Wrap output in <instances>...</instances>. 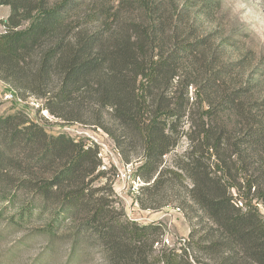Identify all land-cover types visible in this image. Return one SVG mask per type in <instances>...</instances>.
Returning <instances> with one entry per match:
<instances>
[{
	"label": "trees",
	"instance_id": "16d2710c",
	"mask_svg": "<svg viewBox=\"0 0 264 264\" xmlns=\"http://www.w3.org/2000/svg\"><path fill=\"white\" fill-rule=\"evenodd\" d=\"M215 1L0 0L10 8L0 34V79L44 98L46 108L68 123L104 129L127 161L128 139H139L143 162L137 174L149 183L138 192L139 204L168 205L160 201L163 193L188 180L185 202L217 226L204 227L202 237L193 227L180 247L162 244L159 224L128 220L99 193L108 187L115 194L116 171L102 169L98 145L48 134L17 114L0 117V152L4 144L23 145L31 154L39 148L34 162L51 169L43 181L22 183L38 191L43 209L49 202L58 206L50 234L57 222L81 220L78 234L95 236L108 264H264V99L252 96L256 81L215 99L230 64L217 62L220 46L197 38L185 22L196 2H202L200 16H208ZM126 10L137 15L123 18ZM202 54L210 57L201 65ZM203 65L211 66V75L199 80ZM184 137L188 149L165 164ZM190 249L203 251L204 259Z\"/></svg>",
	"mask_w": 264,
	"mask_h": 264
},
{
	"label": "rangeland",
	"instance_id": "374dc122",
	"mask_svg": "<svg viewBox=\"0 0 264 264\" xmlns=\"http://www.w3.org/2000/svg\"><path fill=\"white\" fill-rule=\"evenodd\" d=\"M180 2L183 4L184 0ZM201 6L202 2H196L193 8L187 11L185 22L190 29H193L197 38H206L213 48L220 46L217 49L220 51L217 53V62L223 61L230 64V74L224 79L219 78L218 81L224 90L219 89L221 91L215 93L214 98L233 93L235 88L241 85L247 86L256 81V86L250 85L254 88L252 96L263 100L264 72L261 71L264 69V0H216L210 7L213 13L208 16H200ZM9 13L8 6L0 5V34L5 31L3 23ZM134 15L137 14L126 10L123 18ZM209 57L208 54H202L199 64L209 61ZM206 65H203V70L198 73L199 80H204L211 75V66ZM12 89L24 100L23 102L5 97V94ZM190 90V95L195 96L194 89ZM191 109L195 113L194 116L198 117L201 112L199 105H194ZM14 114H17L20 119H28L31 123L39 125L48 134H67L76 140L84 139L88 144H107L109 148L102 151L100 147L103 146L99 147L102 153L99 156L107 165V169L115 168L111 172L117 171L115 161L119 157L115 148H118L123 156L122 148L104 129L76 121L68 123L46 108L44 98L32 93L29 89L17 87L12 82L0 79V117ZM233 123H236L235 120ZM0 139L4 141L5 138L1 136ZM127 143L129 144L126 150L130 152V160L127 161L124 156L122 160L133 164L137 171L143 162V145L139 139H136L133 144L128 139ZM189 144L187 137L182 138L177 148L164 157V163L173 165L176 158L188 149ZM2 149L4 152H0L2 159L0 164L2 169L0 170V264H108L100 241L85 231L81 235L78 234L81 220L57 222L54 235L49 233L48 227L57 215L58 206H55L56 203L49 202V205L43 209L44 203L38 191L22 185L25 180L41 181L51 174V169L35 163L32 158L39 154L37 153L39 148L32 154L31 150L25 149L23 145L4 144ZM227 152L229 155L227 150L223 153ZM30 164H33V168ZM238 170L239 168H234L233 174L240 175L241 172ZM255 171L256 169L252 168L250 173ZM106 179L95 182L94 187L103 186ZM142 180L140 190L149 184L145 179L142 178ZM259 181H261L260 178ZM17 185L20 186L17 187ZM187 185H190L188 180L184 184L180 182L173 184L170 190L163 193L160 200L169 204L157 209L142 207L137 201L140 190L136 194L125 190L123 183L117 182L115 178L113 182L115 194H111L108 187L99 193L105 194L119 210L122 209L128 220L136 221L139 225L159 224L163 233L160 235L162 244L180 247L189 238L193 227H199L202 230L201 233H197V237H202L210 227H217L198 206L189 201L185 202ZM14 191L15 199L13 195L12 200H4L3 196L10 192L14 194ZM55 200L57 198L53 201ZM259 207L264 214V205L260 204ZM204 227L207 230H204ZM162 244L156 243L155 247L159 248ZM74 245L77 246V252L73 250ZM190 253L199 257L200 260L204 259L203 251L190 249Z\"/></svg>",
	"mask_w": 264,
	"mask_h": 264
},
{
	"label": "built area",
	"instance_id": "2783aa9c",
	"mask_svg": "<svg viewBox=\"0 0 264 264\" xmlns=\"http://www.w3.org/2000/svg\"><path fill=\"white\" fill-rule=\"evenodd\" d=\"M5 97L7 99H11V100H17L20 102H23L24 100L22 98H20L17 94V92L12 89L10 91H8L5 94ZM100 146V150L102 151V149H107L109 148L107 144L105 143H97ZM116 152H117V156L119 157L117 161H115V166L117 167V171L115 174V179L117 182H122L123 183V188L125 190H130L132 193H138L141 185L143 184V180L141 178V176H139L137 174L136 169L134 168L133 164L131 163H125L122 156L121 151L118 148H115ZM100 151V155H102ZM107 165L103 163L102 165V169H107Z\"/></svg>",
	"mask_w": 264,
	"mask_h": 264
}]
</instances>
